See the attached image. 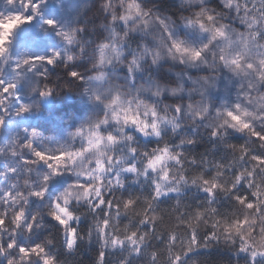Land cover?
Listing matches in <instances>:
<instances>
[{
	"label": "clouds",
	"instance_id": "9594fccd",
	"mask_svg": "<svg viewBox=\"0 0 264 264\" xmlns=\"http://www.w3.org/2000/svg\"><path fill=\"white\" fill-rule=\"evenodd\" d=\"M9 11L31 19L0 40L16 85L0 93V193L16 185L0 264H264V0H0ZM36 151L62 154L58 170L27 163Z\"/></svg>",
	"mask_w": 264,
	"mask_h": 264
},
{
	"label": "snow or ice",
	"instance_id": "6c2138e0",
	"mask_svg": "<svg viewBox=\"0 0 264 264\" xmlns=\"http://www.w3.org/2000/svg\"><path fill=\"white\" fill-rule=\"evenodd\" d=\"M8 2L14 3V0H8ZM30 17L27 18V20L25 19L24 16H22L21 14H19L18 12H14V11H9L7 13L4 12H0V40H6L10 34L15 31V29L17 27H19L21 24L26 23V22H30ZM49 24H51V21H48ZM194 55H198V54H194ZM48 63H51V59L47 60ZM16 87L15 84H10V83H5L2 80H0V93H3L4 96H7V94L9 93L10 90L14 89ZM44 93H42L43 95ZM3 103V100L0 99V104ZM21 111H25L24 108L20 109ZM229 115L231 116L232 114L229 113ZM233 120H238V117L236 116H232ZM248 127L247 124H241V128L242 129H246ZM35 135V134H33ZM253 135L256 137V139L258 140H262L264 141V135L259 134V133H253ZM33 156L35 157L34 161H29L27 163H35V162H45L47 163L48 168L53 169V171H57L58 168L54 167V165L58 166L59 161L63 158V155H57V156H49L44 152H40V151H36L33 153ZM159 157L155 158L154 160H150L149 161V167L154 166L156 163H158L159 161ZM252 160L255 161L257 164L260 165H264V154H255L252 156ZM9 168L11 169V165H9ZM28 169H25V171H27ZM4 175H8V173H4ZM15 175V169H11V176ZM253 173L249 172V176H252ZM11 176H9V179L11 178ZM238 181H240L241 185L243 186V184L245 182H247V177L241 178L240 176L236 177ZM205 184L208 183L207 180L204 181ZM250 187L254 188V192L252 193V195L259 197L260 195V191H259V186L256 185H250ZM217 188V184L213 183L212 186L210 188H206L205 191L206 192H213V190H215ZM16 190V185L15 183H12L9 185V188L5 190V192L0 193V195H3L5 197H12L16 194L15 192ZM19 194H23V192H20ZM31 196L33 197H41L44 195V191L43 190H35L32 191ZM238 201H240L241 203H245L246 201H249V196L246 195H237L235 197ZM105 201H101V203H104ZM132 202L128 201L125 203V207H128ZM109 208L112 207L111 203L109 202L108 204ZM255 205L251 202L247 203V207L249 208H253ZM54 207L58 210L59 213H65V209L63 207L60 206L59 202H56L54 204ZM53 215L55 216V219L57 221H59L61 224H66L67 221L62 219V216L57 214L56 212L53 213ZM17 219H21L20 214H17ZM0 223H2V221H0ZM236 223L238 224H243L245 223V221H237ZM224 232L225 234H229L232 231V226L229 225H225L224 227ZM72 229H69V234L71 235L72 233ZM237 231H239V229H237ZM243 239V237H241ZM129 240L131 241H135L136 239V233H132L129 235L128 237ZM211 239H215V234L212 233L209 236L204 238V247H207V241L211 240ZM201 243V241L198 239L197 234L195 232L192 233L191 235V245L192 246H196L199 245ZM194 250L193 247H189L188 249H186L185 251V257L189 256L192 254V251ZM21 251H25L24 249H21ZM172 264H182V259L180 255L175 256L172 259Z\"/></svg>",
	"mask_w": 264,
	"mask_h": 264
}]
</instances>
